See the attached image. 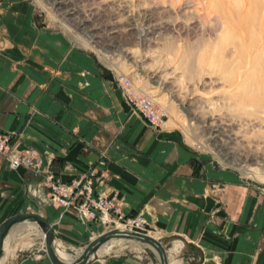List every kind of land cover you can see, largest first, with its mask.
Instances as JSON below:
<instances>
[{"label":"crops","instance_id":"obj_1","mask_svg":"<svg viewBox=\"0 0 264 264\" xmlns=\"http://www.w3.org/2000/svg\"><path fill=\"white\" fill-rule=\"evenodd\" d=\"M168 120L149 126L108 67L67 34L38 25L29 0H0V132L42 162L41 173L13 169L0 154V224L40 213L54 246L76 253L103 225L84 224L76 208L42 198L43 185L47 171L62 182L92 171L123 213L146 220L169 264H189L195 254L200 264H264V188L199 160ZM41 234L31 219L14 223L0 264H53ZM147 256L96 252L87 264H159Z\"/></svg>","mask_w":264,"mask_h":264},{"label":"rangeland","instance_id":"obj_2","mask_svg":"<svg viewBox=\"0 0 264 264\" xmlns=\"http://www.w3.org/2000/svg\"><path fill=\"white\" fill-rule=\"evenodd\" d=\"M29 2L38 25L67 34L114 77L124 74L138 93L152 95L199 160L240 184L264 188V167L257 163L264 161V68L256 64L253 49L264 29V0ZM140 231L151 233L147 226ZM111 240L105 255L157 257L142 241ZM42 249L46 254L44 243ZM199 261L195 254L189 264Z\"/></svg>","mask_w":264,"mask_h":264},{"label":"built area","instance_id":"obj_3","mask_svg":"<svg viewBox=\"0 0 264 264\" xmlns=\"http://www.w3.org/2000/svg\"><path fill=\"white\" fill-rule=\"evenodd\" d=\"M115 81L122 89L132 111L136 112L149 126L159 129L165 124L168 113L157 105L152 95L138 93L130 78L124 74L115 75ZM0 154L5 156L10 168L16 169L24 166L35 173L42 171L41 159L38 158L34 150L31 148L19 149L13 134L0 132ZM98 164L104 165V159L101 158ZM95 182L96 175L92 171L69 182H62L50 171H47L43 185L45 193L42 198L60 206L76 208L82 223L97 221L103 226H109L104 231L116 228L141 232L140 229L147 226L146 220L140 214L123 213L115 198L99 191Z\"/></svg>","mask_w":264,"mask_h":264},{"label":"water","instance_id":"obj_4","mask_svg":"<svg viewBox=\"0 0 264 264\" xmlns=\"http://www.w3.org/2000/svg\"><path fill=\"white\" fill-rule=\"evenodd\" d=\"M29 219H31L33 223L37 225L42 231L45 252L47 257L53 264H87L89 259L95 255L97 250L112 238H130L142 241L155 251L159 260V264H169L166 248L160 240L150 234L137 231H125L116 228L104 231L92 238L87 244H85L83 252L79 255H76L75 258L71 260H63L57 255L55 251L54 230L52 225L44 216L37 212H25L16 214L7 218L0 224V255L2 251L4 236L10 229V227L16 222Z\"/></svg>","mask_w":264,"mask_h":264},{"label":"bare ground","instance_id":"obj_5","mask_svg":"<svg viewBox=\"0 0 264 264\" xmlns=\"http://www.w3.org/2000/svg\"><path fill=\"white\" fill-rule=\"evenodd\" d=\"M171 1V0H170ZM232 1V0H231ZM55 2V1H54ZM235 2V1H234ZM52 4H54V3H52ZM51 4V5H52ZM55 5H56V3H55ZM90 37V39H92V36H89ZM77 38V37H76ZM82 41V40H81ZM91 41H93V39L91 40ZM245 42V41H244ZM239 43V42H238ZM232 44V43H231ZM88 45V44H87ZM255 48H253L254 50H255V55H254V59H255V61H256V64H258L259 63V65L262 67V68H264V29H260V31L258 32V34H257V38L255 39ZM87 48V47H86ZM248 48V47H247ZM242 51V50H241ZM96 52V51H95ZM120 53H123L124 55H126V56H128V51L126 52V51H119ZM101 53V52H100ZM97 54V53H96ZM254 54V53H253ZM250 57H251V55L250 54H248ZM248 56V57H249ZM256 56V57H255ZM127 58V57H126ZM140 58H142V57H140ZM142 61H143V58L141 59ZM139 62V61H138ZM251 62V61H250ZM140 63V62H139ZM138 64V63H137ZM247 64H248V62H247ZM246 64V67H248V65ZM144 66V65H143ZM252 66V65H251ZM140 70H142V66L139 68ZM249 69H251V68H249ZM144 70V69H143ZM243 70H245L246 71V69L244 68ZM241 71V70H240ZM158 72V71H157ZM248 72H250V71H248ZM263 72V71H262ZM155 73V72H154ZM243 73H244V71H243ZM156 74V73H155ZM161 74V73H160ZM153 75V74H152ZM157 75H159V74H157ZM146 77V76H145ZM158 77V76H157ZM160 77V76H159ZM163 77V76H162ZM245 77V76H244ZM243 77V78H244ZM150 79V78H149ZM167 79V78H166ZM165 79V77H164V80H166ZM162 81H163V79H162ZM156 83V82H155ZM157 83H163V82H161V80L160 81H158ZM170 87V86H169ZM164 88V87H163ZM167 91H168V89H167ZM173 92V91H172ZM172 94V93H171ZM173 95V94H172ZM177 96V95H176ZM173 97V96H172ZM192 113V112H191ZM218 155L220 156V157H222V159H224V160H226V161H228V162H231L230 161V159H229V156H228V154H222L221 153V151H219L218 152ZM254 155V154H253ZM252 155V156H253ZM255 156V155H254ZM257 156V155H256ZM251 158H254V157H251ZM233 159V158H232ZM240 162H242V161H246L247 159H248V157L246 158L245 157V159L244 160H242L241 158H237ZM251 161V160H250ZM257 163H258V165H260V167H264V161L263 162H258L257 161ZM255 164V163H254ZM254 169H253V171H257L258 170V167H253ZM250 171V170H249ZM252 171V170H251ZM246 174H248V173H246ZM249 176V175H248ZM262 182V181H261ZM32 225V224H31ZM117 228H119V227H117ZM37 229V228H36ZM43 234V233H42ZM41 234V235H42ZM110 241H113V240H109L108 242H106V243H104L98 250H97V253L99 254V253H102V252H104V250H106L107 248H108V246H107V244L110 242ZM55 245V244H54ZM113 245V244H112ZM111 246V245H110ZM55 251H56V253H57V255L61 258V259H63V260H71V259H73V258H75V256H72V255H70V254H66V253H63V252H61V251H59L56 247H55ZM79 253L77 254V255H79V254H81L82 252H83V249H79V251H78ZM155 252V251H154Z\"/></svg>","mask_w":264,"mask_h":264}]
</instances>
